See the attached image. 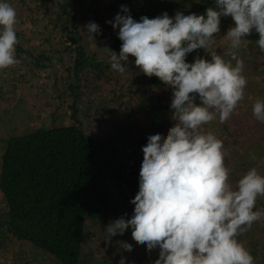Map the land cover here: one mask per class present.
<instances>
[{"label": "clouds", "instance_id": "obj_1", "mask_svg": "<svg viewBox=\"0 0 264 264\" xmlns=\"http://www.w3.org/2000/svg\"><path fill=\"white\" fill-rule=\"evenodd\" d=\"M215 3L204 15L177 12L169 17L164 13L152 19L143 16L139 22L122 6L124 14L107 22L119 29L122 42L119 54L104 47L110 52L111 68L124 74V63L132 56L144 75L157 77L173 90L170 107L176 123L166 137L149 136L142 148L139 191L131 200L133 215L110 221L104 229L106 245L131 229L137 245H146L148 251L159 248L154 264H255L238 237L264 220V210H253L258 197L264 196V176L252 168L233 188L223 141L201 128L217 118L227 122L244 98L248 81L237 53L253 30L259 34L256 43L264 53V0ZM221 17L234 22L224 36L230 42L228 61L208 52L220 32ZM17 22L14 7L0 0V70L20 63ZM84 27L96 46L99 26L90 22ZM198 49L209 53L210 59L186 62L187 54ZM253 116L264 123V101L255 102ZM116 243L124 251L133 250L125 241ZM119 264H126V258L121 257Z\"/></svg>", "mask_w": 264, "mask_h": 264}, {"label": "rangeland", "instance_id": "obj_2", "mask_svg": "<svg viewBox=\"0 0 264 264\" xmlns=\"http://www.w3.org/2000/svg\"><path fill=\"white\" fill-rule=\"evenodd\" d=\"M141 1L126 0L125 3L138 8ZM155 1L158 3L160 0ZM193 1L192 4H197V7L203 6V0ZM209 1L215 8V0H206L205 3L208 4ZM3 2L9 3L16 10L18 22L15 28L18 44L34 55L44 54L50 58V63L47 64L43 60L41 64L46 67L36 68L32 58L16 52V58L20 63L0 70V156L3 140L11 134L20 135L42 126L50 128L78 124L95 143L106 142L113 145V149H109L112 151L111 158L126 157L127 154L132 157L129 164L140 172L142 164L139 163L140 153L143 154L140 146H146L148 139L145 137L155 135L157 131L149 119L141 114H132V110H136L138 98L141 100L148 94L163 105L171 104L173 92L169 93L165 89L167 86L158 78L150 85L151 77L144 75L135 66V58L132 56H129L128 64L124 63L126 68L124 74L111 68L110 52L104 48L103 43L110 41V38L120 40L119 29H114L107 22H114L115 16L121 14L123 5L113 0H3ZM178 2L174 1V4L178 5ZM63 3H69V9L76 13L74 26H68L64 22L59 8V4ZM181 12L184 15L190 14L187 9L186 11L181 9ZM94 16L96 19H92ZM90 22H95L100 28V33L95 35L96 46L85 34L87 29L84 26ZM232 26L234 22L231 17H221L220 32L214 35L215 43L208 49V52L222 55L226 61L231 60L228 55L230 42L224 36ZM73 29L79 32L81 37L79 43L83 45L84 50L94 54L96 60L100 62L99 67H88L79 73L74 118L70 108L72 97L67 90V84L75 82L67 72L73 65L74 53L65 51L71 43ZM253 34H256L257 40L259 39V34L253 30L250 36L245 37L249 41L240 49L242 56L240 53L237 54L238 58L244 61L243 75L248 81L244 98L238 103L227 122L220 123L217 118L201 128L202 132H212L223 141L225 165L230 169L229 183L233 188L252 168H256L258 173L264 176V123L253 116V105L257 100H263L259 99L256 93L261 88L258 84L260 75L256 71L257 68H264V53L251 43L250 37ZM188 56L193 62L197 57L210 59L209 53L204 49L194 50ZM252 57H255L253 61ZM231 63L235 65V61ZM128 92L130 93L127 94ZM121 93H125L126 97ZM172 115L173 113L169 116V123L164 127L166 133L176 123ZM128 136L132 138L137 150L135 156H132V151H122L118 147L120 141ZM142 139L145 142L140 144ZM105 184L108 192L113 193L114 187L108 179L105 180ZM261 197L264 199V196ZM131 200H127L126 206L118 210L120 217L130 219L133 215L135 206ZM256 210H264V200L256 201ZM5 212L6 206L0 193V214ZM105 228V224L85 222L82 259L89 264H119L121 257L127 255V252L116 243L122 241L119 235L111 238L110 245L105 244ZM126 236L125 242L135 246L131 229H128ZM238 240L246 249L251 248L255 240L264 241V220L255 222L249 231L238 237ZM135 251L142 261L141 264H154L159 258V248L148 251L146 245H139ZM0 264L56 263L50 256L38 252L30 244L17 242L10 234H0Z\"/></svg>", "mask_w": 264, "mask_h": 264}, {"label": "trees", "instance_id": "obj_3", "mask_svg": "<svg viewBox=\"0 0 264 264\" xmlns=\"http://www.w3.org/2000/svg\"><path fill=\"white\" fill-rule=\"evenodd\" d=\"M113 1L127 7L128 14L138 22L143 16L152 19L164 13L174 17L181 9H187L190 14L204 15L206 9L212 7L210 1L205 3L206 0H203L202 7L192 4L193 0H160L158 3L155 0H142L138 8L126 4V0ZM174 1H179V4H174ZM69 7V3L59 4L64 22L68 26H74L77 16ZM120 13L124 14L121 10ZM92 19H96V16ZM256 37L253 34L250 40L258 48ZM80 40L79 32L73 29L71 43L65 48V51L74 53L73 65L67 69L70 77L75 80L67 84L72 97V116L76 113L79 73L85 68L100 66L95 55L84 50ZM121 44L116 38L103 43L104 47L117 54ZM16 52L32 58L36 68L46 67L41 64L43 60L50 63L49 57L42 53L34 55L19 44L16 45ZM238 53L240 56L243 54L240 50ZM254 59L252 57V61ZM186 62H193L188 54ZM256 72L260 75L258 84L261 87L256 93L264 101V68H257ZM157 80L153 76L149 84H154ZM165 89L169 93L173 92L171 88ZM137 102V108L132 110V114H141L149 119L157 134L166 137L164 127L169 123L171 104L163 105L149 94L141 100L138 98ZM196 102L199 103L198 97ZM144 142L142 139L140 144ZM3 143L0 156V193L6 212L0 214V234H10L15 241L30 244L38 252L50 256L56 264H89L82 259L85 222L92 221L107 226L110 221L121 218L118 210L125 207L126 201L133 200L138 193L140 172L129 164L132 157L127 154L126 157L111 158L112 151L109 149H113V145L106 142L95 143L78 124L50 128L42 126L20 135L11 134ZM118 147L122 151H132V156L136 155L137 150L129 136L122 139ZM142 148L140 146V150ZM142 161L143 154L140 153L139 163ZM107 179L114 187L113 193L108 192L105 184ZM263 200V197H258L257 202ZM127 233L128 230L119 235L122 241H126ZM138 247L135 243L131 252L125 251L127 255L122 257L126 258V264L142 263L135 251ZM247 250L254 257L255 264H264V241L255 240Z\"/></svg>", "mask_w": 264, "mask_h": 264}]
</instances>
